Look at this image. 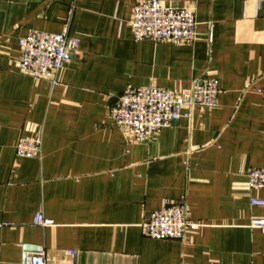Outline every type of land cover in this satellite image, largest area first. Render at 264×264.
<instances>
[{
    "label": "crops",
    "instance_id": "crops-1",
    "mask_svg": "<svg viewBox=\"0 0 264 264\" xmlns=\"http://www.w3.org/2000/svg\"><path fill=\"white\" fill-rule=\"evenodd\" d=\"M138 0H0V264H264V0H164L196 12L192 42L133 37ZM32 30L79 40L48 79L18 69ZM218 80L216 107H196L146 139L113 121L130 87L175 91ZM39 137L41 154H16ZM185 201L184 240L149 238L156 210ZM37 213L53 225L35 224ZM74 252V255L71 254Z\"/></svg>",
    "mask_w": 264,
    "mask_h": 264
},
{
    "label": "built area",
    "instance_id": "built-area-1",
    "mask_svg": "<svg viewBox=\"0 0 264 264\" xmlns=\"http://www.w3.org/2000/svg\"><path fill=\"white\" fill-rule=\"evenodd\" d=\"M130 25L137 41L185 43L196 38L198 23L193 8L167 5L164 0H138ZM19 45V71L34 79H48L71 63L80 42L66 34L32 30L19 39ZM220 93L218 80L211 77L198 80L181 91L158 86L130 87L115 96L109 114L135 139H146L182 118L191 117L196 107H216ZM41 150V138L22 137L18 141L16 154L32 158L39 156ZM247 183L250 189L264 190V168H252ZM251 204L264 206V199L252 198ZM35 224L50 226L53 221L37 213ZM253 225L264 227V221H253ZM2 226L0 223V228ZM194 226L196 224L189 218L187 203L180 201L154 211L144 222L143 231L152 239L184 240ZM71 254L74 255V252ZM30 258V264H51L44 250L32 254Z\"/></svg>",
    "mask_w": 264,
    "mask_h": 264
},
{
    "label": "water",
    "instance_id": "water-1",
    "mask_svg": "<svg viewBox=\"0 0 264 264\" xmlns=\"http://www.w3.org/2000/svg\"><path fill=\"white\" fill-rule=\"evenodd\" d=\"M30 261H31V258L29 257V258L27 259V263L30 264Z\"/></svg>",
    "mask_w": 264,
    "mask_h": 264
}]
</instances>
